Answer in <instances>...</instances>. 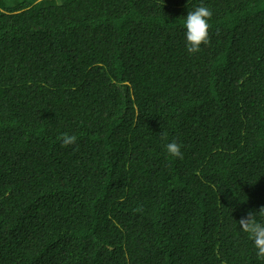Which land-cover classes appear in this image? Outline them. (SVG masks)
<instances>
[{
    "label": "trees",
    "instance_id": "16d2710c",
    "mask_svg": "<svg viewBox=\"0 0 264 264\" xmlns=\"http://www.w3.org/2000/svg\"><path fill=\"white\" fill-rule=\"evenodd\" d=\"M261 206L264 0H0V264H264Z\"/></svg>",
    "mask_w": 264,
    "mask_h": 264
},
{
    "label": "clouds",
    "instance_id": "9594fccd",
    "mask_svg": "<svg viewBox=\"0 0 264 264\" xmlns=\"http://www.w3.org/2000/svg\"><path fill=\"white\" fill-rule=\"evenodd\" d=\"M212 11L205 5H200L194 11H188L184 20L186 51L189 54H194L201 50V45L210 44L209 20L211 19ZM167 139L166 134L162 136ZM61 141L62 147H68L77 142L75 135L62 133L58 138ZM168 154L174 158H183L181 145L175 140L165 145ZM257 217H260L258 220ZM242 232L247 233L253 246L256 249L258 259L264 261V206H261L258 211H249L246 216L241 217L238 221Z\"/></svg>",
    "mask_w": 264,
    "mask_h": 264
}]
</instances>
